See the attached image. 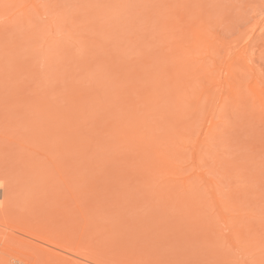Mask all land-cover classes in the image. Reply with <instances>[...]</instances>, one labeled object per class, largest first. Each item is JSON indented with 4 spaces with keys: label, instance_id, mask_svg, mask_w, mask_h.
<instances>
[{
    "label": "rangeland",
    "instance_id": "374dc122",
    "mask_svg": "<svg viewBox=\"0 0 264 264\" xmlns=\"http://www.w3.org/2000/svg\"><path fill=\"white\" fill-rule=\"evenodd\" d=\"M0 264H264V0H0Z\"/></svg>",
    "mask_w": 264,
    "mask_h": 264
}]
</instances>
